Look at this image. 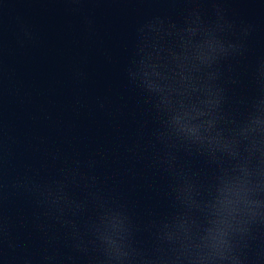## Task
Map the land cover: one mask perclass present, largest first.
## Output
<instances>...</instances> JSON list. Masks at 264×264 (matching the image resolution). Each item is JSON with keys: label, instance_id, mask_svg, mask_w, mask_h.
<instances>
[{"label": "water", "instance_id": "95a60500", "mask_svg": "<svg viewBox=\"0 0 264 264\" xmlns=\"http://www.w3.org/2000/svg\"><path fill=\"white\" fill-rule=\"evenodd\" d=\"M0 264H264V0H0Z\"/></svg>", "mask_w": 264, "mask_h": 264}]
</instances>
